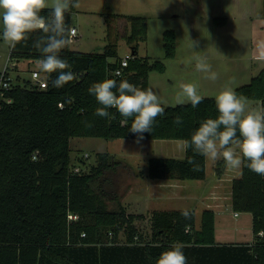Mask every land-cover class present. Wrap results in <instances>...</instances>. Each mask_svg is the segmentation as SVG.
Instances as JSON below:
<instances>
[{
  "label": "trees",
  "instance_id": "1",
  "mask_svg": "<svg viewBox=\"0 0 264 264\" xmlns=\"http://www.w3.org/2000/svg\"><path fill=\"white\" fill-rule=\"evenodd\" d=\"M65 14L68 27L73 24L72 10ZM51 9L42 10L48 16ZM125 21L127 31L118 33L117 21ZM118 22V23H119ZM107 45L102 53H84L69 47L60 57L71 65L76 79L63 87L52 86L58 73L45 74L47 87L37 88L31 81L14 82L7 96L12 102L0 100V264H156L160 254L173 243L183 245L188 264H264V176L242 166V174L232 180V208L250 212L253 240L248 243L219 244L215 241V212L204 209L200 227L196 210L185 219L184 209L154 210L149 213L152 237L147 240L134 224L143 214L128 212L126 206L110 209L107 199L114 183L108 172H115L121 161L110 153H99L97 163L89 172H76L71 163V138L98 137L105 139L136 138L116 109H109L112 118L96 116L101 107L88 88L95 82L126 79L141 89H148L151 71L165 72L160 61L138 56V41L145 39L147 20L141 16H106ZM42 35L30 34L28 41L12 48L16 60L39 61L41 53L33 43ZM123 37L131 47L132 57L124 76H115L119 60L117 40ZM167 58L177 50V35L168 30L163 35ZM235 92L247 100L261 102L264 107V69L247 85ZM153 131L145 139H189L207 118H216L215 98L203 97L191 104L164 106ZM182 117V124L173 120ZM85 121L93 126L86 127ZM194 157L200 171L187 163ZM84 163L83 159H80ZM225 162L215 171L220 177ZM148 176L152 179L204 180L207 159L191 148L183 159L151 157ZM70 215H77L71 219ZM188 230L185 231V227ZM124 230L125 240L120 239Z\"/></svg>",
  "mask_w": 264,
  "mask_h": 264
},
{
  "label": "rangeland",
  "instance_id": "2",
  "mask_svg": "<svg viewBox=\"0 0 264 264\" xmlns=\"http://www.w3.org/2000/svg\"><path fill=\"white\" fill-rule=\"evenodd\" d=\"M51 2L49 0L50 4ZM79 4V8L72 10V21L77 23L79 35L70 44L72 50L79 52H104L108 43L106 16L116 14L146 18V37L138 41V56L149 58L151 62L160 61L166 66L165 72L153 70L148 75L149 88L159 96L164 106L181 105L175 102V98L181 91L182 83L195 84L202 97L215 98L226 85L235 91L238 87L249 84L264 69V61L256 59V44L264 40V0H79ZM118 22L116 30L124 35L129 31L128 26L124 20ZM168 30H174L177 35V50L173 58H167L165 53L163 35ZM191 40L198 42L194 49L191 47ZM117 46L116 56L110 58L112 62L131 54V47L123 37L118 38ZM199 55L208 57L212 71L218 73L217 80L207 79V73L194 68L195 57ZM9 56L10 47L2 39L0 24V70ZM38 62L21 60L17 71L11 70L15 82L16 77H20L21 84L26 83L24 79L33 83L31 71L39 70ZM14 63L17 60L10 59V67ZM41 74L45 76L46 73ZM230 81L233 83L229 85ZM247 103L250 107H261L260 101L247 100ZM135 140L136 138H71V163L84 172H89L97 163L99 153H110L117 161H121L115 172L107 174L114 180L108 190L115 196L107 199L110 209H119L124 205L130 213L143 214L145 218L135 219L134 224L150 240L152 228L149 213L154 209L193 207L197 212V221L200 222L205 208L220 206L216 210L218 213H215V241L219 244L251 241L254 236L253 221L249 218L252 214L238 212L235 216L229 197L218 200V203L212 200L206 203L202 199L179 200L174 196L167 198L164 194V199L157 197L151 203L148 193L153 191V195H157L161 188L158 184L148 187L150 183L158 182L147 176L148 160L151 157L178 158L181 151L184 153L185 150L180 147L181 139H144L140 144ZM220 161L222 160L216 161V165ZM211 164L212 161L208 160L207 169L214 173ZM236 170H229L226 180ZM215 180L210 175L204 181L205 188L210 189ZM184 182L199 181L186 180L182 183ZM231 186V183L228 186L224 184L223 190L231 189ZM176 189L180 191L179 187L167 190L173 195ZM193 196L198 198V194ZM119 236L122 241L125 240L124 230H121Z\"/></svg>",
  "mask_w": 264,
  "mask_h": 264
},
{
  "label": "clouds",
  "instance_id": "3",
  "mask_svg": "<svg viewBox=\"0 0 264 264\" xmlns=\"http://www.w3.org/2000/svg\"><path fill=\"white\" fill-rule=\"evenodd\" d=\"M79 0H0V24H2V39L10 47L26 42L30 34L40 32L42 35L33 43V47L41 53L39 70L42 73H58L52 80V86L63 87L76 79L71 71V65L60 57V52L69 47L75 30L65 23V14L71 8H79ZM50 8L46 17L42 10ZM198 46L191 40V47ZM256 59L264 61V40L256 44ZM194 68L207 73V79L215 81L218 73L212 71L206 55L195 57ZM233 82H229V85ZM181 91L177 93V104L190 103L196 108L203 97L192 83H182ZM88 92L93 95L101 107L95 109V115L111 119L109 109H116L127 124L131 118L130 132L135 134L137 144L145 139V134L153 131L157 117H162L165 108L159 96L151 89H141L126 79L117 83L114 79H105L93 83ZM216 118H207L192 133L190 140L180 142V147L189 148L195 154L201 155L213 162L223 159L231 169L242 166L254 173L264 176V107H250L247 98L238 95L231 86L226 85L215 97ZM176 125L182 124V117L173 120ZM86 127H92L85 121ZM187 163L193 171H200V165L194 157H189ZM181 215L190 219L192 212L184 209ZM188 227H185V231ZM156 264H188L183 251V245L173 243L168 250L157 258Z\"/></svg>",
  "mask_w": 264,
  "mask_h": 264
},
{
  "label": "crops",
  "instance_id": "4",
  "mask_svg": "<svg viewBox=\"0 0 264 264\" xmlns=\"http://www.w3.org/2000/svg\"><path fill=\"white\" fill-rule=\"evenodd\" d=\"M76 19L77 18H75V20ZM35 61H37V60H35ZM184 157H185V151H184V153L181 151V154H180V156L177 159H183ZM217 161H219V160H217ZM211 165H213V167H214L213 168V170H214L213 172L214 173H212V171L211 172H208V169H207V177H206V179H204V180H195V181H199L197 183H185V182L182 183L183 181H186V180H178V179H156V180H158L157 183H153L152 182L149 185L148 184L147 185H148V187H150V186H153V184H156V185L158 184V185H160V188L161 189L157 193V195H153V194H155V193H152L153 191L150 192V193H148L149 194V197L148 198H150L151 203H152V201H154V199L156 200L157 197H159V198L161 197L162 199H164V196L163 195L165 194L167 196V198L169 196H174L175 199H179V200L193 198V199H202V200H205L206 203L208 201H210V200L216 201V203H218V200H220V199H226L227 197H229L230 204L232 206V189H230V188L229 189H226L225 188V190H223V185L225 184L226 186H228L230 183L232 185V180L234 178H236V177H240L241 176V174H242V167L239 168V169H237L234 173H232L230 171L231 172V176L226 180V173L229 170H231V168H228L225 165V167L223 169L222 175L220 177H218L216 175V171H215V169L217 167L216 161L215 162L212 161V164ZM207 167H208V159H207ZM210 175H213L216 180L214 181V183H213V185H212V187L210 189L209 188L206 189L205 188L206 186L204 185V181H206L210 177ZM147 176H148V174H147ZM173 187H179L180 188V191H178L176 189L173 192V195H170V193L168 192L167 189L173 188ZM198 188H200V190H198ZM231 188H232V186H231ZM147 191H149V190H147ZM229 192H230V194H229ZM195 194H198V198L193 196ZM206 205H209V203L206 204ZM215 205L218 206V204H215ZM191 208H193V207H190L188 209H191ZM205 209H208V208H205ZM211 209L215 213H218L216 210L217 209H220V206H219V208H217L216 206H214ZM154 210H156V209H154ZM158 210H161V209H158ZM150 212H152V211H150ZM196 215H197V212H196ZM201 216H202V213H201ZM249 220L250 221L251 220L253 221V218L250 217ZM200 224H201V219H200V222L197 221V227H200ZM215 232H216V230H215ZM252 240H253V237H252L251 241Z\"/></svg>",
  "mask_w": 264,
  "mask_h": 264
},
{
  "label": "built area",
  "instance_id": "5",
  "mask_svg": "<svg viewBox=\"0 0 264 264\" xmlns=\"http://www.w3.org/2000/svg\"><path fill=\"white\" fill-rule=\"evenodd\" d=\"M76 24L73 23L72 26L70 27V28L75 30V36H73L71 38V41H73L79 35V30H78ZM11 51H12V48H10V56L7 59L6 64L0 70V100H2V101L4 100L7 103L12 102L11 97H8L7 93H8V91H10V89L13 88V84L15 82V78L12 77L11 70L17 71L18 66H19L18 64L21 61V60H17V63L16 64L14 63L12 65V67H10L9 61H10V59H13L11 57ZM131 57H132V55L128 54L119 60L117 68L112 71L115 76L120 77V76L125 75V69L129 65V60ZM31 77L34 80L33 84L37 88L44 89L47 87L46 76H43L39 70H37V69L32 70L31 71ZM75 171L80 172L81 169L79 167H75ZM235 215L237 216L238 212H235ZM69 217L71 219H76L77 215H70Z\"/></svg>",
  "mask_w": 264,
  "mask_h": 264
}]
</instances>
